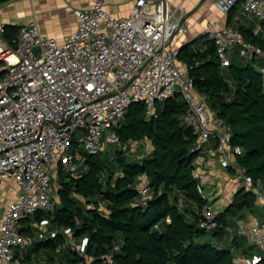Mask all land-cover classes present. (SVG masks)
I'll list each match as a JSON object with an SVG mask.
<instances>
[{
	"label": "built area",
	"instance_id": "built-area-1",
	"mask_svg": "<svg viewBox=\"0 0 264 264\" xmlns=\"http://www.w3.org/2000/svg\"><path fill=\"white\" fill-rule=\"evenodd\" d=\"M131 1L125 16L109 12L105 0L75 7L76 26L61 43L42 34L36 20L22 25L12 41L3 37L4 24L0 25V184L8 177L20 186L17 197L6 202L0 221V264H29L24 249L30 239L19 232L21 222L38 210L52 208L53 171L61 159L71 167L68 151L76 133L79 147L88 153L111 143L143 155L137 150L145 149L149 139L122 142L115 130L134 101L144 103L147 117H156V103L178 95L187 104L184 122L197 133L192 147L197 158L217 155L219 164L234 169L243 186L264 202L262 181L237 163L241 145L231 144L227 124L196 91L187 66L178 64L172 38L189 28L182 5L170 0ZM212 1L223 12L240 3L247 15L264 19V0ZM203 33L214 42L222 66L234 48L243 57L263 54L234 27L207 21ZM75 155L81 158L78 150ZM134 188L143 202L151 197L145 176ZM198 188L202 193L201 185ZM199 213L201 227H216L217 211L209 202ZM47 223L45 217L37 222L39 238L55 236ZM234 229L253 245L249 253L235 255L234 264H264V219L247 224L237 218ZM85 242L86 237L76 249L82 252ZM105 260L111 264V255Z\"/></svg>",
	"mask_w": 264,
	"mask_h": 264
},
{
	"label": "trees",
	"instance_id": "trees-1",
	"mask_svg": "<svg viewBox=\"0 0 264 264\" xmlns=\"http://www.w3.org/2000/svg\"><path fill=\"white\" fill-rule=\"evenodd\" d=\"M20 27L4 24L3 37L16 39ZM236 29L263 54L243 57L234 48L222 66L214 42L206 38L202 49L183 44L177 59L186 64L194 88L205 96L209 108L227 124L231 144L241 145L238 165L264 185V37L252 26ZM156 107L157 116L147 117L142 101L131 102L115 126L122 142L150 140L151 149L140 157L111 143L88 153L72 140L68 154L75 166L68 167L62 159L56 166L58 201L21 222L25 224L19 232L29 238L33 227L28 220L45 217L47 229L56 231L54 237L31 241L32 247L24 251L29 264L40 263L31 254L40 249L48 264H106L107 255L111 264H234L239 252L253 250L234 229L235 220L248 212L264 219L253 191L243 185L237 188L217 212L216 227H201L199 211L207 198L194 175L197 133L184 122L187 104L175 94ZM141 176L152 193L146 202L134 188ZM64 228L70 232L64 233ZM84 237L81 252L75 246Z\"/></svg>",
	"mask_w": 264,
	"mask_h": 264
},
{
	"label": "crops",
	"instance_id": "crops-1",
	"mask_svg": "<svg viewBox=\"0 0 264 264\" xmlns=\"http://www.w3.org/2000/svg\"><path fill=\"white\" fill-rule=\"evenodd\" d=\"M172 4L180 3L182 8L189 16V28L187 31L176 34L172 38L171 44L178 49L183 44H189L193 49H202L205 46L204 40L208 38L203 29L207 21L215 22L216 26H230L237 28L239 26H252L253 32L264 37V19L258 20L255 17L247 15L240 3H236L227 12L221 11L212 0H170ZM94 0H6L0 3V25L16 24L26 25L36 20L40 32L47 36H53L58 42H63L67 35L76 26V17L73 13L75 7H89ZM132 6L131 0H105L106 9L115 16H125L129 13ZM181 67L186 64L178 60ZM147 147L138 148V154H145L151 149L150 140L146 143ZM197 178L202 187V194L206 196L207 202L218 212L227 203L230 202L233 193L243 185L242 180L236 175L234 169L225 168L219 164L217 155H207L202 160L196 159L195 170ZM52 202L58 201L56 189V169L52 177ZM54 190V191H53ZM20 192V186L14 179L4 177L0 184V221L2 219L5 204L10 199L16 198ZM264 210V202L258 201ZM263 205V206H262ZM247 224L262 220L259 216L248 212L244 217H240ZM22 225L25 223H21ZM27 224L34 228L37 227V221L28 220ZM233 234V233H232ZM240 235V234H239ZM247 244L252 245L247 235H242ZM225 236L224 240H228ZM30 242L31 237L29 238ZM28 243L24 251L32 247ZM253 246V245H252ZM32 256L38 262L45 261V250L31 252ZM242 254L241 252L238 253ZM245 254V253H243ZM32 260H34L32 258ZM46 264H48L46 262Z\"/></svg>",
	"mask_w": 264,
	"mask_h": 264
},
{
	"label": "rangeland",
	"instance_id": "rangeland-1",
	"mask_svg": "<svg viewBox=\"0 0 264 264\" xmlns=\"http://www.w3.org/2000/svg\"><path fill=\"white\" fill-rule=\"evenodd\" d=\"M126 109H127V107H126ZM125 109V110H126ZM78 136H79V134L78 133H76L75 134V139H77L78 138ZM143 147V146H142ZM139 150V149H138ZM74 162L72 161V162H70V165H71V167H73L74 166ZM51 183H53V180H51ZM54 191V190H53ZM263 206V205H262ZM263 208H264V206H263ZM38 229L37 228H34L33 229V234L31 235V240H32V243L35 241V240H39V237H38ZM230 237V235L227 237V238H229ZM210 240V239H209ZM211 240H213V239H211ZM31 243V242H30ZM31 243V244H32ZM69 243H71V241L69 240ZM33 245V244H32ZM76 247V246H75ZM41 262H44V263H46L45 261H41ZM55 264V263H54Z\"/></svg>",
	"mask_w": 264,
	"mask_h": 264
},
{
	"label": "water",
	"instance_id": "water-1",
	"mask_svg": "<svg viewBox=\"0 0 264 264\" xmlns=\"http://www.w3.org/2000/svg\"><path fill=\"white\" fill-rule=\"evenodd\" d=\"M33 49H34L36 52L38 51V47H37V46H35Z\"/></svg>",
	"mask_w": 264,
	"mask_h": 264
}]
</instances>
